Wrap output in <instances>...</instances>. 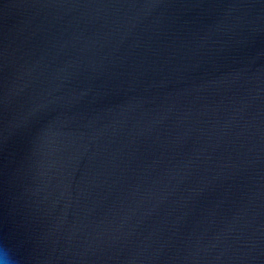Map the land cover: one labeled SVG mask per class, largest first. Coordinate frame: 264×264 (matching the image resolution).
Segmentation results:
<instances>
[{
    "label": "water",
    "instance_id": "obj_1",
    "mask_svg": "<svg viewBox=\"0 0 264 264\" xmlns=\"http://www.w3.org/2000/svg\"><path fill=\"white\" fill-rule=\"evenodd\" d=\"M0 243L264 264V0H0Z\"/></svg>",
    "mask_w": 264,
    "mask_h": 264
},
{
    "label": "clouds",
    "instance_id": "obj_2",
    "mask_svg": "<svg viewBox=\"0 0 264 264\" xmlns=\"http://www.w3.org/2000/svg\"><path fill=\"white\" fill-rule=\"evenodd\" d=\"M0 264H22L13 248L0 243Z\"/></svg>",
    "mask_w": 264,
    "mask_h": 264
}]
</instances>
